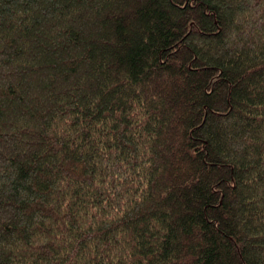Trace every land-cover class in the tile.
Here are the masks:
<instances>
[{
  "label": "trees",
  "instance_id": "obj_1",
  "mask_svg": "<svg viewBox=\"0 0 264 264\" xmlns=\"http://www.w3.org/2000/svg\"><path fill=\"white\" fill-rule=\"evenodd\" d=\"M0 264H264V0H0Z\"/></svg>",
  "mask_w": 264,
  "mask_h": 264
}]
</instances>
